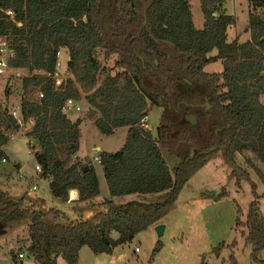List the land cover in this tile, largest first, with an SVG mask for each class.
Wrapping results in <instances>:
<instances>
[{
  "label": "trees",
  "instance_id": "trees-1",
  "mask_svg": "<svg viewBox=\"0 0 264 264\" xmlns=\"http://www.w3.org/2000/svg\"><path fill=\"white\" fill-rule=\"evenodd\" d=\"M198 1L204 16L201 30L193 25L189 0H0V8L14 14L11 20L0 11V35L14 48L9 69L27 74L19 103L22 122H32L25 137L51 197L66 203L69 191L76 190L78 201L89 202L99 192L94 168L87 164L84 172L77 157L81 119L72 121L61 110L68 99L85 103L86 119L102 135L127 129L118 151L96 153L110 198L164 194L151 204L116 206L105 200L101 212L71 222L60 209L44 208L43 202L28 205L24 196L0 190V233L29 222L25 254L34 264H57L60 256L67 264H78L82 247L109 255L116 246L132 242L162 222L188 179L216 154L238 183L250 179L237 154H251L264 167V0H247L245 32L250 37L244 42L227 41L226 30L234 20L223 5L230 0ZM214 49L217 56L208 57ZM58 50L68 60L65 78L54 86ZM216 60H221V73L203 70ZM37 91L42 98L34 96ZM3 93L8 99V86ZM204 96L211 107L194 106ZM152 107L162 109L154 133L143 123ZM187 113L196 115L194 125L184 121ZM19 132L16 120L0 105V165L2 159L8 161L2 147ZM162 151L179 163L169 168ZM250 166L264 185V168ZM252 194L246 220L241 224L237 219L235 228L245 227L239 234L251 247V260L264 264L259 259L264 218L260 197ZM224 196L200 194L215 201ZM161 246L157 242L151 255Z\"/></svg>",
  "mask_w": 264,
  "mask_h": 264
},
{
  "label": "rangeland",
  "instance_id": "rangeland-1",
  "mask_svg": "<svg viewBox=\"0 0 264 264\" xmlns=\"http://www.w3.org/2000/svg\"><path fill=\"white\" fill-rule=\"evenodd\" d=\"M190 12L193 15V25L196 30L203 27L204 16L201 12L198 0H189ZM224 13L231 16L234 24L227 28V41L238 38L244 42L248 38L245 32L248 23V4L247 0H230L223 5ZM217 51L214 49L208 57H216ZM102 59V57H101ZM65 62V56L62 58ZM114 58L106 65L113 67ZM205 72L209 74L221 73V60L210 62L204 66ZM27 76L23 69H9L0 76V105L7 107L9 113L15 111L19 114V103L22 96L21 80ZM102 77V76H100ZM8 86L11 94L8 99L4 96V88ZM192 90H198L190 86ZM34 96L36 92H34ZM264 103V98H261ZM80 110L75 114H70V118L78 116L86 119L89 112L88 107L83 101H79ZM202 106V104H201ZM208 107L207 109H209ZM162 112L161 108L152 107L149 110L145 126L153 133L156 131L158 119ZM192 114L193 113H187ZM196 116V115H195ZM196 120V118H195ZM20 132L12 136L5 148L8 149L10 159L1 162L0 165V190L6 194L24 196V203L36 206L35 197H41L48 208L60 209L68 221L76 222L78 218L89 217L103 210L102 203L105 200L112 201L113 205L119 206L132 202H143L146 204L161 201L164 194L140 195L132 194L121 197L110 198L107 183L103 176L102 167L97 164L92 157L96 152H92L93 145L100 146L101 150L112 153L118 151L123 144L126 128H118L111 136L102 135L97 128H89V125L81 124L82 138L79 144L78 153L81 156L88 154L91 158V165L95 170L99 192L96 197L89 201L85 206L70 208L51 198L47 182L35 172V161L33 154L30 153L28 139L25 137L23 128L28 124L22 123ZM98 152V151H97ZM165 163L169 168L175 167L179 162L173 156L162 151ZM14 156V157H13ZM245 159L250 160L251 164L263 170L261 162L256 160L253 155H236V161L241 169L248 171L250 181L242 180L237 182L227 167L221 160L220 154H216L203 168L197 171L187 181L181 190L174 208L164 217L166 229L162 237L156 236L153 229L148 228L135 235L132 242L116 246L111 254L94 255L88 247H82L79 264H258L251 260V247L244 243L240 232H245L244 226L235 228L236 220L239 219L243 224L246 220V213L249 203L254 200L252 190L256 196L260 197L259 209L264 218V185L257 178L254 169ZM20 162L23 176L19 177V171L13 162ZM36 186V190L32 188ZM213 192L214 194L225 193L223 199L215 201L209 198H201V193ZM26 193V194H25ZM14 197V196H13ZM38 206V205H37ZM74 212H73V211ZM238 210V212H237ZM28 226L25 221L12 231L0 233V264H27L30 259L27 255L20 260L18 253H24L28 245ZM110 237L116 239L117 233L112 232ZM235 241L233 248L228 247ZM157 242L162 246L158 252L151 255L152 249ZM219 244H225L220 250H213ZM138 248L134 251V248ZM91 257L90 262L86 255ZM25 254V253H24ZM233 256L232 262L230 257ZM15 260H14V259ZM58 264H67L66 261L57 257ZM101 259H103L101 261ZM259 259H264V249L259 254ZM96 261V262H95Z\"/></svg>",
  "mask_w": 264,
  "mask_h": 264
},
{
  "label": "built area",
  "instance_id": "built-area-1",
  "mask_svg": "<svg viewBox=\"0 0 264 264\" xmlns=\"http://www.w3.org/2000/svg\"><path fill=\"white\" fill-rule=\"evenodd\" d=\"M0 11L3 12L5 14L6 17H8L9 19L12 20L14 14L11 10H2L0 8ZM264 16V13H263ZM56 55V62H55V72H54V76L52 77L53 81H54V86H59L61 84V82L63 81V79L65 78V74L63 73L64 71V66L66 61L68 60L67 56H65L63 54V52L61 50L56 51L55 53ZM65 56V62L62 61V58ZM14 48L11 45L10 41L8 38H6V36L4 35H0V76L4 73H6L9 70V63L10 61L14 58ZM43 94L39 91L36 92V98L40 99L42 98ZM62 112L66 115H70V114H75L80 110V106L79 103L75 100L72 99H68L67 101H65V103L63 104L62 108H61ZM19 111V110H18ZM12 115V117L16 120L18 126H19V130L20 127H23L24 125L22 124V120H21V114L19 112V114L15 111H11L10 113ZM146 119L143 120V123H145ZM27 127L23 128L24 130H27L31 127L32 122L27 123ZM30 153L31 150H30ZM94 160L96 162H98V158L94 157ZM1 162H5V159H2ZM35 172L37 174H39L40 172V166L35 167ZM24 173L19 172V177L23 176ZM36 186H34L32 188V190H36ZM138 248H134V251H137ZM24 256V253H18L17 254V258L18 259H22Z\"/></svg>",
  "mask_w": 264,
  "mask_h": 264
},
{
  "label": "crops",
  "instance_id": "crops-1",
  "mask_svg": "<svg viewBox=\"0 0 264 264\" xmlns=\"http://www.w3.org/2000/svg\"><path fill=\"white\" fill-rule=\"evenodd\" d=\"M248 33V32H247ZM249 37H250V35H249V33H248V38L246 39V40H248L249 39ZM245 40V41H246ZM68 117L70 118V116L68 115ZM77 118H79L78 116H75V117H71L70 119L72 120V121H75V119H77ZM81 119V118H80ZM88 124L89 125V128L90 129H93V127H95L94 126V123L93 122H91V121H89L88 119H81V122H80V124H79V128H80V125L81 124ZM127 130V129H126ZM82 133V132H81ZM28 143H29V140H28ZM6 146V145H5ZM5 146H3L2 147V149L4 150V152L6 153V155H7V158H8V160L10 159V157H9V151H8V149H6L5 148ZM98 150H101V148H100V146H97V145H93V147L91 148V151L92 152H96L97 153V151ZM97 156V154L96 155H94L93 157H92V161L94 162V157H96ZM14 157V156H13ZM77 157L79 158V160L84 164V165H90V166H92L91 165V158H90V156L88 155V154H86V155H84V156H81L79 153H77ZM96 162V161H95ZM97 164H98V162H96ZM88 165H87V168H88ZM100 165V164H99ZM13 166H15V167H17V170L20 172V170H21V165H20V162H18V161H14L13 162ZM95 171V170H94ZM96 173V172H95ZM74 193V195H73V197L71 196V193ZM26 194V193H25ZM12 197L14 196L15 198H18V197H21V195H19V196H15V195H11ZM51 196V195H50ZM96 197V196H95ZM52 198V197H51ZM53 199V198H52ZM93 200V199H92ZM29 202H34L35 204H36V206L38 205V204H40V202H43L44 203V200L40 197H35V200H29ZM89 202H80V201H78V194H77V192H76V190H70L69 191V193H68V201L66 202V203H60V204H62V205H64V206H66V207H70V208H77V207H81V206H85V205H87ZM42 206L44 207V208H47L48 209V206L47 205H45V203L44 204H42ZM57 209V208H56ZM59 210V209H58ZM73 211V210H72ZM74 212V211H73ZM101 212V211H100ZM98 213V212H97ZM65 215V214H64ZM86 218V217H85ZM162 224H164V230L166 229V224H165V222H164V219L162 220V222H161ZM154 228V226H151L150 227V229H153ZM28 246V245H27ZM26 246V247H27ZM25 247V248H26ZM81 250H82V248L80 249V251H79V255H78V257H79V261H80V253H81ZM25 253V252H24ZM85 255H86V257H87V259L90 261V262H92V259H91V257L90 256H88L87 254H86V252H85ZM26 256V254H24V256H23V258ZM23 258L21 259V260H23ZM29 258V257H28ZM30 259V262L29 263H27V264H34V261H33V259L32 258H29ZM103 259H101V261H102ZM57 262H58V260H57ZM96 262V261H95ZM58 264V263H57ZM79 264V263H78Z\"/></svg>",
  "mask_w": 264,
  "mask_h": 264
},
{
  "label": "water",
  "instance_id": "water-1",
  "mask_svg": "<svg viewBox=\"0 0 264 264\" xmlns=\"http://www.w3.org/2000/svg\"><path fill=\"white\" fill-rule=\"evenodd\" d=\"M202 106H205L206 109H207L208 107H211V106L209 105V103L207 102V98H206L205 96L203 97V104H202ZM4 111H6V112L8 111L7 107H4ZM195 118H196L195 115H192V114H186L185 117H184V121L188 122V123L191 124V125H194V124L196 123ZM87 169H88V168H87V165L82 166V170H83L84 172H85ZM153 230H154L156 236H158L159 238L162 237V234H163V231H164V224L159 223V224L155 225L154 228H153Z\"/></svg>",
  "mask_w": 264,
  "mask_h": 264
},
{
  "label": "flooded vegetation",
  "instance_id": "flooded-vegetation-1",
  "mask_svg": "<svg viewBox=\"0 0 264 264\" xmlns=\"http://www.w3.org/2000/svg\"><path fill=\"white\" fill-rule=\"evenodd\" d=\"M201 104H203V101H201V102L198 103V104H195L194 106L199 107V108H201V107H205V106H201ZM204 109H206V107H205Z\"/></svg>",
  "mask_w": 264,
  "mask_h": 264
},
{
  "label": "bare ground",
  "instance_id": "bare-ground-1",
  "mask_svg": "<svg viewBox=\"0 0 264 264\" xmlns=\"http://www.w3.org/2000/svg\"><path fill=\"white\" fill-rule=\"evenodd\" d=\"M73 195H74V193L72 192V193H71V196L73 197Z\"/></svg>",
  "mask_w": 264,
  "mask_h": 264
}]
</instances>
